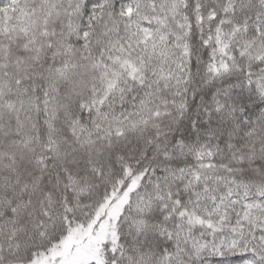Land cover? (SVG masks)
<instances>
[{"label": "snow or ice", "instance_id": "obj_1", "mask_svg": "<svg viewBox=\"0 0 264 264\" xmlns=\"http://www.w3.org/2000/svg\"><path fill=\"white\" fill-rule=\"evenodd\" d=\"M0 264H264V0H0Z\"/></svg>", "mask_w": 264, "mask_h": 264}]
</instances>
